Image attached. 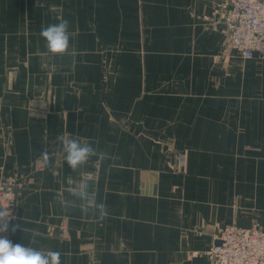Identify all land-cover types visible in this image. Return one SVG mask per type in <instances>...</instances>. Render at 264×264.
I'll list each match as a JSON object with an SVG mask.
<instances>
[{"label":"crops","instance_id":"crops-1","mask_svg":"<svg viewBox=\"0 0 264 264\" xmlns=\"http://www.w3.org/2000/svg\"><path fill=\"white\" fill-rule=\"evenodd\" d=\"M226 2L0 0L13 243L61 264H212L225 227L264 229V59L230 47ZM61 19L70 48L53 56L40 32ZM60 135L108 158L73 171ZM85 179L102 220L72 202Z\"/></svg>","mask_w":264,"mask_h":264},{"label":"built area","instance_id":"built-area-1","mask_svg":"<svg viewBox=\"0 0 264 264\" xmlns=\"http://www.w3.org/2000/svg\"><path fill=\"white\" fill-rule=\"evenodd\" d=\"M221 19L230 47L241 58L264 59V0H227ZM15 197L12 186L0 182V208L10 212L8 231L0 236L9 240ZM219 240L220 244L210 252L212 264H264V229L259 225L227 226Z\"/></svg>","mask_w":264,"mask_h":264},{"label":"clouds","instance_id":"clouds-1","mask_svg":"<svg viewBox=\"0 0 264 264\" xmlns=\"http://www.w3.org/2000/svg\"><path fill=\"white\" fill-rule=\"evenodd\" d=\"M41 37L45 40L46 47L53 56L63 55L70 48L69 21L61 19L58 23L50 24L42 28ZM57 140L62 144L65 153V161L73 170L77 171L84 166L90 158L98 157L101 160L107 159V153L98 151L90 143H84L80 140L60 135ZM41 159L45 165H51L52 159L47 152L41 153ZM72 202H81L87 204L90 209L98 214L102 220L106 214V206L102 202H97L92 190V185L88 180H83L70 193ZM0 233L8 231V218L10 212L0 208ZM15 232L16 228L13 227ZM61 253L58 251H42L31 246H25L22 243H13L6 237L0 236V264H61Z\"/></svg>","mask_w":264,"mask_h":264},{"label":"rangeland","instance_id":"rangeland-1","mask_svg":"<svg viewBox=\"0 0 264 264\" xmlns=\"http://www.w3.org/2000/svg\"><path fill=\"white\" fill-rule=\"evenodd\" d=\"M0 182H4V183H6V184H8V185H11L12 186V188H13V190H14V192H15V203H14V208H15V206H16V202H17V197H18V194H17V192H18V190H17V188H15L14 187V185L16 184V180L15 179H13L12 177H10V178H6L5 180H0ZM14 221H15V216H14V220H13V223H14ZM13 223H12V225H13ZM11 225V226H12ZM257 225H259V224H257ZM255 226V225H254ZM260 227H261V225H259ZM252 227V226H251ZM226 228V227H225ZM224 228V229H225ZM262 228V227H261ZM263 229V228H262ZM10 230H11V227H10ZM9 236H10V233H9Z\"/></svg>","mask_w":264,"mask_h":264},{"label":"water","instance_id":"water-1","mask_svg":"<svg viewBox=\"0 0 264 264\" xmlns=\"http://www.w3.org/2000/svg\"><path fill=\"white\" fill-rule=\"evenodd\" d=\"M154 192H156V187H155V190H154ZM220 244V241H219V243L217 244V245H219Z\"/></svg>","mask_w":264,"mask_h":264}]
</instances>
